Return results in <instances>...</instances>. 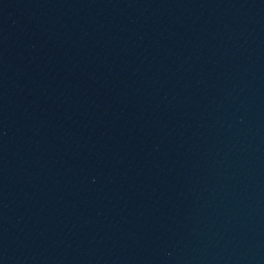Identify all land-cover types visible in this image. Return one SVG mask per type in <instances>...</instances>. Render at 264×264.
I'll use <instances>...</instances> for the list:
<instances>
[{
  "label": "water",
  "instance_id": "water-1",
  "mask_svg": "<svg viewBox=\"0 0 264 264\" xmlns=\"http://www.w3.org/2000/svg\"><path fill=\"white\" fill-rule=\"evenodd\" d=\"M0 264H264V0H0Z\"/></svg>",
  "mask_w": 264,
  "mask_h": 264
}]
</instances>
